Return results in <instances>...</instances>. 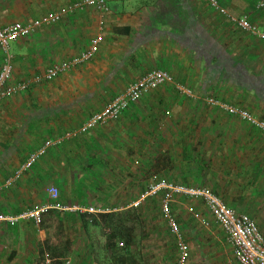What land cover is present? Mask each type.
I'll return each instance as SVG.
<instances>
[{"label":"crops","instance_id":"crops-1","mask_svg":"<svg viewBox=\"0 0 264 264\" xmlns=\"http://www.w3.org/2000/svg\"><path fill=\"white\" fill-rule=\"evenodd\" d=\"M79 1L0 0V25L32 21ZM106 1L107 11L76 10L10 45L12 84L29 88L0 99V213L52 205L50 187L59 190L62 204L95 212L50 208L40 225L31 219L1 222L0 264H75L57 255L61 244L67 256L79 255L72 232H83V264H113L118 259L103 231L117 226L134 228L126 262L178 264L177 242L163 213L161 219L155 214L151 197L136 204L159 179L211 189L249 214L264 235V132L208 103L216 98L264 119V39L211 7L210 0ZM261 2L219 0L229 15L247 16L264 33ZM99 35L103 40L91 60L55 79L41 78L49 67L89 49ZM5 57L0 47V65ZM153 69L167 71L172 80L120 117L49 147L14 177L48 140L78 129ZM172 212L189 244V264H239L202 199L178 194ZM103 214L113 220L103 224ZM60 228L67 232L61 242Z\"/></svg>","mask_w":264,"mask_h":264},{"label":"built area","instance_id":"built-area-1","mask_svg":"<svg viewBox=\"0 0 264 264\" xmlns=\"http://www.w3.org/2000/svg\"><path fill=\"white\" fill-rule=\"evenodd\" d=\"M210 5L220 13L227 14L230 19L242 29L264 39V33L261 32L258 25L251 22L247 16L236 18L229 15L226 8L219 3V0H210ZM88 6H94L103 12L108 10L106 0H82L75 2L66 9L48 13L32 21L13 22L6 26L0 25V47L6 54L3 63L0 65V99L12 96L21 91H26L29 88L28 83L25 82L12 84L14 66L9 50L10 45L22 38L32 36L42 27L58 23L64 15L68 13L71 14L76 10H83ZM259 7H264V2H261ZM102 40L103 36L99 35L93 41L89 49L85 50L71 61H64L49 67L42 74L41 78L48 80L55 79L70 67L91 60L98 52L99 44ZM171 80L172 76L163 69H153L149 71L143 78L133 82L124 92L118 94L104 109L89 117L78 129L67 132L64 136L56 140H48L42 148L34 151L29 156L26 162L17 170L14 177H20L25 170L32 168L38 158L46 153L49 147L60 144L65 138H69L78 133L91 131L98 126L105 125L120 117L131 104L136 103L142 96L163 86ZM179 89L188 95L193 94L192 90L188 88L180 87ZM208 103L218 106L233 116H238L264 132V119L255 117L249 110L232 105L228 102L220 101L216 98H209ZM10 182L11 180L7 181L5 186H8ZM1 189L2 187H0V190ZM48 192L53 201L52 205L46 204L17 215H8L2 212L0 213V223L8 222L10 224H15L20 220L32 219L39 225L42 222L43 213L50 208L62 211L95 212V208L93 207L84 208L76 204L69 205L60 203L58 201L59 190L56 187H50ZM160 193H162L161 211L168 223L170 233L175 237L177 242L178 264H189L190 260L189 244L186 241L181 224L172 212V205L175 202V196L178 194H185L189 197L199 198L204 201L216 222L225 232L227 241L232 245L235 259L239 264H264V235L260 231L256 221L249 214L236 211L207 187H191L184 184L167 182L166 180L150 183L147 190L141 194V198L136 204H139L142 200L150 196ZM202 223L206 226L209 225V222L206 220H202ZM119 246H123V243L120 242ZM50 262L51 259H47L46 264H50ZM65 264L73 263L68 260Z\"/></svg>","mask_w":264,"mask_h":264},{"label":"trees","instance_id":"trees-1","mask_svg":"<svg viewBox=\"0 0 264 264\" xmlns=\"http://www.w3.org/2000/svg\"><path fill=\"white\" fill-rule=\"evenodd\" d=\"M160 180H164V179H159V180H156V181H160ZM53 209H55V208H53ZM109 215H111V214H103V215H101V217L105 218V220L103 221V224L104 223L106 224L107 220L111 219V216H109ZM82 217L84 218L85 216H82ZM111 220H113V219H111ZM42 222H43V217H42ZM42 222H41V224H42ZM133 231H134L133 227H126V226H123V227L122 226H117L116 228H110V231L108 233H106V230L103 231L104 235L107 237L106 239H107V241L109 243L108 244L109 248L111 249V251H113L112 253L115 256H117V259H118V261L114 262L113 264H131V262H126V254L127 255L130 254V249L129 248H130L131 244L134 242L133 241ZM120 242L123 243V246H119ZM114 245H116V246H114ZM124 252H127V253H124ZM57 255L59 257H61V258L62 257L65 258V260L67 259V254H66L65 250L63 251L62 247H59L57 249ZM62 263H63L62 260H58V262L56 264H62Z\"/></svg>","mask_w":264,"mask_h":264},{"label":"rangeland","instance_id":"rangeland-1","mask_svg":"<svg viewBox=\"0 0 264 264\" xmlns=\"http://www.w3.org/2000/svg\"><path fill=\"white\" fill-rule=\"evenodd\" d=\"M151 93V92H150ZM148 93V94H150ZM60 196V195H59ZM151 198L149 199V206L155 211V214H157V216L159 215V218L161 219L160 217V211H161V199H162V193L160 194H157V195H154V196H150ZM149 198V197H148ZM146 200V199H145ZM141 204V203H140ZM139 204V205H140ZM147 205V204H146ZM162 212V211H161ZM157 219V217H156ZM142 220V219H141ZM139 226L137 225V228ZM165 228V227H164ZM110 230H106V233H108ZM59 235L58 233H56V236H58V240L61 241H64L65 238L67 237V232L64 231L62 228L59 229ZM97 232L96 233V236L99 238V236L102 235V233H100L101 231H95ZM69 236V239L73 240V242L75 241V250L77 251H80L79 252V255L76 253L74 254L73 252L69 253L67 257H71L74 259V263L75 264H83V261H82V251H83V232H72L71 235H68ZM168 237H171V235L169 234ZM68 239V240H69ZM61 247H64L63 244H61ZM79 256V257H78ZM61 258V257H59ZM63 258V257H62ZM73 263V262H72Z\"/></svg>","mask_w":264,"mask_h":264}]
</instances>
